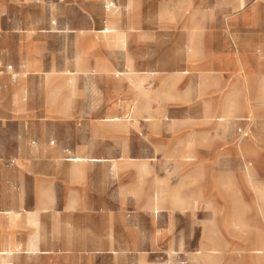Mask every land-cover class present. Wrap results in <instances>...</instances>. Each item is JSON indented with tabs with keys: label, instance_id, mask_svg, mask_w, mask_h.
<instances>
[{
	"label": "rangeland",
	"instance_id": "obj_1",
	"mask_svg": "<svg viewBox=\"0 0 264 264\" xmlns=\"http://www.w3.org/2000/svg\"><path fill=\"white\" fill-rule=\"evenodd\" d=\"M3 32L0 101L57 106L123 220L42 264H264V0H0Z\"/></svg>",
	"mask_w": 264,
	"mask_h": 264
},
{
	"label": "crops",
	"instance_id": "obj_2",
	"mask_svg": "<svg viewBox=\"0 0 264 264\" xmlns=\"http://www.w3.org/2000/svg\"><path fill=\"white\" fill-rule=\"evenodd\" d=\"M51 26V33L64 28ZM7 37L0 33V43ZM0 60L8 62L3 54ZM8 92L16 99L0 101V259L42 264V258L67 253L120 249L123 220L119 211L103 207L104 178L76 159L82 152L55 145V134L44 128L65 120L57 106L20 100L18 87L10 85Z\"/></svg>",
	"mask_w": 264,
	"mask_h": 264
},
{
	"label": "built area",
	"instance_id": "obj_3",
	"mask_svg": "<svg viewBox=\"0 0 264 264\" xmlns=\"http://www.w3.org/2000/svg\"><path fill=\"white\" fill-rule=\"evenodd\" d=\"M12 66L10 64H5L0 60V75L3 74L4 72H9L11 74V77L13 79L14 74L12 75L11 71H12ZM240 134L244 137L247 135V131L246 130H242L239 129Z\"/></svg>",
	"mask_w": 264,
	"mask_h": 264
}]
</instances>
